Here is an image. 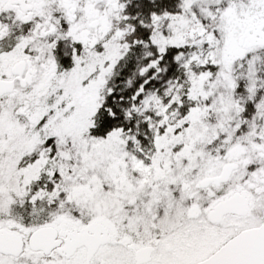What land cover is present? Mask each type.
Returning <instances> with one entry per match:
<instances>
[{
    "label": "snow or ice",
    "instance_id": "snow-or-ice-1",
    "mask_svg": "<svg viewBox=\"0 0 264 264\" xmlns=\"http://www.w3.org/2000/svg\"><path fill=\"white\" fill-rule=\"evenodd\" d=\"M0 264H264V0H0Z\"/></svg>",
    "mask_w": 264,
    "mask_h": 264
}]
</instances>
